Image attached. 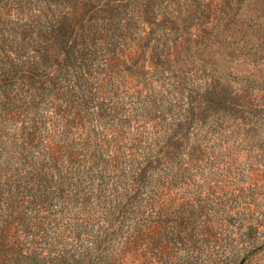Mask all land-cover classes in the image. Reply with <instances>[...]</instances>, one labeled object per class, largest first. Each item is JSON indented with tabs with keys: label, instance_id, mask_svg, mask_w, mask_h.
Here are the masks:
<instances>
[{
	"label": "trees",
	"instance_id": "16d2710c",
	"mask_svg": "<svg viewBox=\"0 0 264 264\" xmlns=\"http://www.w3.org/2000/svg\"><path fill=\"white\" fill-rule=\"evenodd\" d=\"M194 2L0 0V264H166L259 228L241 195L214 205L207 172L231 131L208 76L247 31L228 20L207 46L185 32Z\"/></svg>",
	"mask_w": 264,
	"mask_h": 264
},
{
	"label": "rangeland",
	"instance_id": "374dc122",
	"mask_svg": "<svg viewBox=\"0 0 264 264\" xmlns=\"http://www.w3.org/2000/svg\"><path fill=\"white\" fill-rule=\"evenodd\" d=\"M191 1H195L190 4L192 9L182 6L180 10L183 16L189 17L185 32L198 36L204 31L207 46L215 45L218 31L228 20L237 21L243 31H247L246 43H240L226 76H208V81L210 78L213 81L225 79L229 84L225 96L231 131L229 145L217 160H210L207 172L216 173L214 181L221 180L226 190L224 196L218 193L213 197L214 205L233 207L229 194L241 195L240 205L252 209L251 213H241L243 223L252 219L253 224L260 226L253 231L243 228V235L230 231L218 234L219 243L214 249L203 250L195 258L184 256L178 260L170 251L166 264H176V261H179L177 264H264V18L257 23L260 27L248 28L251 16L264 15L263 0H205L203 4L201 0ZM207 3H212V8L206 9L204 4ZM248 11L255 14L248 15ZM237 39H243V34ZM224 51L227 55L232 52ZM228 59L230 61L229 56ZM201 75L199 72L196 79L207 81L208 78H201ZM199 82L188 79L185 87L195 89ZM179 86L182 89V85Z\"/></svg>",
	"mask_w": 264,
	"mask_h": 264
}]
</instances>
